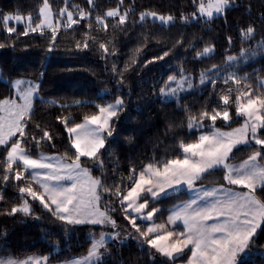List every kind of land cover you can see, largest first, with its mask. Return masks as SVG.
<instances>
[{
    "label": "snow or ice",
    "instance_id": "snow-or-ice-1",
    "mask_svg": "<svg viewBox=\"0 0 264 264\" xmlns=\"http://www.w3.org/2000/svg\"><path fill=\"white\" fill-rule=\"evenodd\" d=\"M241 7L245 15L230 23L229 13ZM260 8L254 16L251 0H188L190 11L177 15L137 10L126 0L103 10L97 0H37L34 8L0 10V49L50 54L69 34V54L98 55L109 77L101 82L113 85L95 98L50 97L43 62L37 76L0 66V264H125L111 249L120 253L129 239L139 249L137 264L264 261V0ZM217 20L225 53L219 64L211 62L219 38L165 35L177 21L211 32ZM153 41L159 46L150 48ZM189 63L202 65L198 74ZM129 72L161 104L148 116L164 125L162 137L150 138L151 154L133 153L139 128H124ZM173 101L179 116L169 114ZM40 105L48 106L43 117ZM9 218L13 225L48 220L67 239L87 230L86 249L61 258L57 241L46 253H18Z\"/></svg>",
    "mask_w": 264,
    "mask_h": 264
},
{
    "label": "trees",
    "instance_id": "trees-1",
    "mask_svg": "<svg viewBox=\"0 0 264 264\" xmlns=\"http://www.w3.org/2000/svg\"><path fill=\"white\" fill-rule=\"evenodd\" d=\"M55 2L57 4H62L63 0H55ZM69 2L83 5L84 0H69ZM128 2H134L137 6V10L144 7H152L164 12L172 11L177 15L181 9H188V0H126V3ZM249 2L250 0H236V3L241 5ZM36 3L37 0H0V10L5 12L17 8L24 10L27 8H34ZM97 3L103 10L107 3L114 4L115 0H97ZM251 3L253 4V15L255 16L261 10L260 0H251ZM188 10L190 11V9ZM244 15L243 7L235 9L229 13V22H234L237 18ZM156 27V25H153V28ZM208 27V25H205L201 28L197 25L184 28L180 25V22L177 21L175 27L170 30H165V35H175L178 31L183 30L186 34H189V39H192L193 36L196 38L193 39L194 43L198 41L200 36L219 38L220 47L218 48L217 56L211 61L219 64L220 56L225 54L223 52V40L220 37V33L223 31L221 21L217 20L211 25L213 29L211 32L208 31ZM257 27L259 28V25ZM232 34L234 36L236 35L235 30H233ZM124 39L127 38L125 37ZM71 43L72 36L66 34L61 37L62 47L50 54L39 47L27 50L18 48L15 52L11 51V49H0V66L15 68L21 74L37 76L39 75L41 63L43 62L47 69L43 94L50 97L68 96L80 99L85 97L95 98V94L100 89L107 88L111 90L113 86L112 82L107 84L101 82L107 81L109 77L108 74L104 72L105 65L100 57L93 52L72 56L69 54ZM153 45H156L155 41H153V44L149 47L152 48ZM156 46L158 47L159 45ZM239 46V41L237 40L236 47L233 51H237ZM133 47L134 41L133 43H129L128 49L130 50ZM124 59H126V57H121V66L123 65ZM257 60L259 61V57H257ZM259 62L264 63V61ZM73 65H82L83 67H72ZM89 67L94 69V72L89 71ZM186 67L189 71L198 74L202 65L199 63H189ZM129 80L132 86V95L129 101L131 111L129 123L125 125L124 128H139V133L137 134L139 142L132 149L133 153L136 151H144L151 154L153 141L150 140V138L157 135L162 137L164 125L160 120L150 122L148 116L150 112L159 113L161 111V104L152 97L147 84H145L143 90H141V86L137 84L138 77L135 73L129 72ZM4 87L5 82L0 80V88ZM125 90H127V86ZM138 96L143 97V99H139ZM200 98L202 99V97ZM173 106L174 101L168 105L169 114L179 116L181 113L173 111ZM47 109V105H40L37 115L43 117ZM137 109H139V111ZM83 111L84 110H80L75 114L82 115ZM133 117L136 119H132ZM128 134L129 132L127 130L122 131L120 139L123 140V137ZM165 143H167V141H165ZM157 150L163 153V145L158 146ZM240 158L243 157L241 156ZM21 219H23V217H21ZM6 226L11 232L10 247L17 249L18 253L25 251L29 254L46 253L50 251V245L57 241L59 243L56 254L61 258L72 254H82L86 249V245L81 247V244L87 235V230L83 233H72L71 238L67 239L63 236V233L58 230V225L52 224L48 220L36 221L28 218L24 223L17 222L13 225L11 218H9ZM3 227L4 224L2 218H0V230H2ZM42 229H49L51 232L56 233V235L46 236ZM261 240L264 242V237H262ZM111 251L115 259H123L125 264H137L139 249L136 247L135 241L127 242L125 246L122 247L120 253H117L115 248H112ZM254 259L256 260V264H264V261H261L259 257H254ZM109 264H113L112 259H110Z\"/></svg>",
    "mask_w": 264,
    "mask_h": 264
},
{
    "label": "rangeland",
    "instance_id": "rangeland-1",
    "mask_svg": "<svg viewBox=\"0 0 264 264\" xmlns=\"http://www.w3.org/2000/svg\"><path fill=\"white\" fill-rule=\"evenodd\" d=\"M211 179H213V178H210V180H211ZM208 182H209V181H205V183H208ZM129 241H134V240H130V239H129L127 242H129Z\"/></svg>",
    "mask_w": 264,
    "mask_h": 264
}]
</instances>
